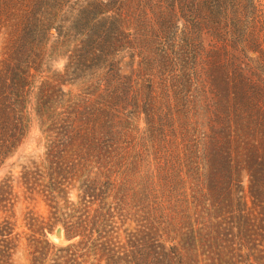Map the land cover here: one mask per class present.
<instances>
[{"label": "rangeland", "instance_id": "1", "mask_svg": "<svg viewBox=\"0 0 264 264\" xmlns=\"http://www.w3.org/2000/svg\"><path fill=\"white\" fill-rule=\"evenodd\" d=\"M74 1L61 6L41 52V68L33 73L23 109L25 132L16 150L0 159V264H109V256L111 264H166L171 258L177 264L178 255L185 258L183 264H264L259 229L251 233L253 245L247 249L224 245L212 227L221 221V203L182 204L186 212L170 214L175 200L167 191L168 185H179L174 196L190 202L200 151L212 128H226L221 121L226 119L231 128L230 164L234 167L239 158L242 169L239 179L231 181V199L236 205L248 202V186L256 175L258 196L264 201V0H226L217 15L214 0H129V36L117 56L128 64L133 100L117 116L120 136L109 154L95 150L96 139L77 130L64 138L60 129L47 134L48 117L40 119L35 113L41 83L64 66L61 53L69 40L57 33ZM214 20L240 29L235 53L244 78L240 98L233 97L239 91L233 85L227 92L222 87L214 92L204 82V57L215 47L205 27ZM8 39L0 24V62ZM61 91L69 94L67 101L56 93L57 117L51 118L72 124L75 117L66 112L89 99L88 88L62 85ZM61 143L69 147L61 148ZM53 173L61 175L54 182L66 188L65 201L40 192ZM87 187L100 192L101 201L87 214L98 206L107 212L100 238L92 236L99 238L95 252L82 240L86 234L68 241L62 226L85 214L75 205ZM159 203L163 208L157 211ZM153 218L172 226L151 228ZM57 229L61 238L55 236ZM57 245L72 246L61 251Z\"/></svg>", "mask_w": 264, "mask_h": 264}, {"label": "trees", "instance_id": "2", "mask_svg": "<svg viewBox=\"0 0 264 264\" xmlns=\"http://www.w3.org/2000/svg\"><path fill=\"white\" fill-rule=\"evenodd\" d=\"M72 0H0V24L5 27L9 38L0 62V159H5L17 148L19 137L23 136L26 129V121L23 109L26 105L27 92L32 85L33 73L41 68L42 50L47 43V37L52 26L57 22L61 6ZM217 6L216 15L220 8L226 5V0H214ZM129 0H75L68 8L63 17V28L58 36L69 40L66 51L61 53L64 66L61 72L43 81L36 95L35 113L38 118L48 117L47 134L52 130H61L60 136H68L70 130L82 133L85 137L95 138L93 142L95 150L109 154L115 150L119 136L117 129V116L129 107L131 89L129 87L130 76L126 71L128 64L124 63V56H117V52L124 50L127 31L130 28L131 8ZM209 30V36L215 41V47L205 55L203 62L204 82L218 92L222 87L224 92L230 90L231 86L237 88L233 97L240 98L244 78L239 58L235 53L239 51L240 29L234 25H221L214 20L212 25L205 27ZM172 52V51H171ZM166 51V55H168ZM264 65V59L261 61ZM255 67L252 75L255 77ZM70 78V79H69ZM62 85L83 86L88 88V100L78 101L77 105L70 106L67 115L73 114L75 121L68 124L57 117L54 113L56 106V93L60 91L62 100L68 97V93L61 91ZM223 118V117H220ZM58 120V121H56ZM226 128L220 126L217 130L211 129L204 146L200 151V162L197 171V183L189 186L191 191L190 202L177 199L179 185H168L167 191L175 200L174 207L168 209L170 214L180 210L186 212L182 204H194V207L211 203L222 205L218 208L221 221L212 226L220 241L233 244L240 249H247L253 245L250 239L251 233L259 229L264 236V201L258 196V179H253L248 186V202L236 205L231 199L230 184L233 179L238 180L241 162L234 159V167L231 166L229 122L226 119ZM44 124V123H43ZM46 124V123H45ZM61 124V125H60ZM260 126L263 123L259 124ZM60 126V127H59ZM54 143H51V147ZM59 147L64 149L68 144ZM238 152V151H237ZM235 153L238 156V153ZM254 150L255 162L258 154ZM255 168V167H254ZM257 170V168H255ZM258 171V170H257ZM50 181L41 189V194L47 198L64 199L66 191L60 182L54 180L61 176L53 173ZM182 188L186 185L180 184ZM161 189L164 186L159 187ZM100 192L87 187L80 192L79 203L75 209L81 207L82 214L69 221V225L62 224L64 237L71 240L76 236H84L88 249L94 252L100 238L101 225L106 221L107 212L102 206H98L93 214L87 213L91 208H96L100 199ZM56 206V204H55ZM162 203L158 204L156 210H162ZM59 211L58 207H54ZM73 212L76 213V210ZM178 209V210H177ZM214 209V208H213ZM215 212V211H214ZM68 218L73 219V215ZM156 218L150 223L151 228L156 225L166 227L172 226L170 221L157 223ZM64 223V222H63ZM95 234L97 237L93 239ZM72 245L58 246L61 251L68 250ZM95 256L96 253H93ZM249 258L250 255L248 254ZM177 264H183L185 258L178 255L175 258ZM109 264L113 257H108ZM166 264H175L172 258Z\"/></svg>", "mask_w": 264, "mask_h": 264}, {"label": "water", "instance_id": "3", "mask_svg": "<svg viewBox=\"0 0 264 264\" xmlns=\"http://www.w3.org/2000/svg\"><path fill=\"white\" fill-rule=\"evenodd\" d=\"M55 236L57 237V238H61L63 235H62V232H61V230L60 229H57L56 231H55Z\"/></svg>", "mask_w": 264, "mask_h": 264}]
</instances>
